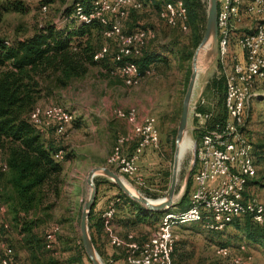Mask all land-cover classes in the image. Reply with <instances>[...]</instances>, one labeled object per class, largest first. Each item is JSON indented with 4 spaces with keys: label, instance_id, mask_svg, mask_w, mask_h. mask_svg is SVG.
Returning <instances> with one entry per match:
<instances>
[{
    "label": "rangeland",
    "instance_id": "obj_1",
    "mask_svg": "<svg viewBox=\"0 0 264 264\" xmlns=\"http://www.w3.org/2000/svg\"><path fill=\"white\" fill-rule=\"evenodd\" d=\"M5 1L0 0V37L3 38L24 37L45 22L51 23L60 30L66 29L68 24L78 23L72 13V6L76 0H18L26 8L22 13L7 9ZM139 1L141 6L138 9L129 10L125 17L118 19L125 32L138 28L149 32L151 35L146 39L142 51L158 53V60L140 75L137 84L124 85L118 75L109 72L114 40L103 36L99 38L98 33V38L94 35L92 41L96 42V45L100 42L105 43L108 48L105 58L99 63L89 64L84 74L38 101L43 105L61 104L74 113V119L64 133L53 132L48 135L53 142L64 147L66 157L61 161L62 172L58 193L53 190L48 191L42 205L47 207L41 208L38 212L42 220L34 226V231L41 237L46 230L56 229L53 247L46 252V248L43 251L46 258L57 260L58 264H91L82 245L80 246L79 213L89 191L85 182L87 171L92 165L107 166L105 159L115 145L116 137L121 134L131 135L130 124L114 116L113 111L116 108H133L137 121L144 116H152L158 134L157 146L147 147L151 150L154 165L151 163L150 168H146L145 174L138 169L143 185L138 186L118 174L131 188L149 198L160 199L165 195L168 187L176 124L190 72L192 53L188 57L187 53L189 50L193 52L195 46L190 48L191 30L187 24L186 28L181 30L167 25L158 17V8L162 0ZM198 2L199 17L201 16L199 32L202 35L207 0H198ZM43 4L46 5L45 11L41 9ZM250 21V18L243 16L240 22L234 24L225 57L227 66L231 63L233 54L237 57L241 54L235 40L240 32L246 30ZM217 61L216 52L211 63L202 69L198 67L188 105L185 129L186 138H190L192 147L185 152L178 163L173 204L155 212L145 210L147 219L137 221L132 227L138 239L145 238L154 231L162 215L175 213L186 206L192 187L194 147L199 136L198 119L193 112L196 110L204 113L213 110L216 88L211 86V82L213 79H219L220 76ZM201 99L202 103H200ZM243 118L245 134L252 146L256 168L254 177L247 182L246 190L249 195L264 203V78L254 85L252 95L245 102ZM133 146L134 140L129 139L123 145V152L130 153ZM157 174L161 175V179L153 181L152 178ZM110 184L115 186L111 181ZM132 208L136 210V206L133 205ZM170 208L173 212L169 210ZM242 222L243 218L240 217L220 230H208L199 222L172 224V232L175 235L173 248H176L173 252L180 256L178 264H234L232 258L236 255L241 258L240 264H264V238L246 239L241 230ZM2 223L8 224V230L5 231L4 238L0 232V237L5 243L13 246L15 260L19 264H25L29 259L28 251L21 247V240L14 227L13 215L5 204H0V226ZM98 235L95 234L99 249L96 250L95 247L94 249L103 264H112L111 260L117 257L123 258L122 249L114 247L109 242L107 229L103 227ZM220 245L228 248V256L222 257L215 253V248ZM74 255L76 260L72 259V262L71 258Z\"/></svg>",
    "mask_w": 264,
    "mask_h": 264
},
{
    "label": "built area",
    "instance_id": "obj_2",
    "mask_svg": "<svg viewBox=\"0 0 264 264\" xmlns=\"http://www.w3.org/2000/svg\"><path fill=\"white\" fill-rule=\"evenodd\" d=\"M139 0H91L88 10L76 3L72 13L77 22L88 23L97 20L101 25V34L113 38L112 74L118 75L123 84L133 86L138 83L140 75L137 65L131 59L141 54L142 47L149 32L138 28L125 32L118 19L126 16L130 8H139ZM42 11L46 5L41 6ZM251 19L246 30L240 32L235 43L241 54L231 56L227 66L225 57L231 30L242 17ZM158 17L167 25L181 30L186 28V7L183 0H162ZM217 30V65L223 80L222 118L211 119L212 111L193 114L198 119V141L194 147V169L192 187L186 207L175 213L161 216L154 231L145 238L137 239L132 232L124 237L111 234L109 242L121 248L125 264H174L171 252L175 240L172 224L199 222L208 230H220L235 218L248 216L257 225L264 226V203L247 193V182L254 177L256 168L252 155V146L245 134L243 108L252 95L254 85L264 78V0H216ZM8 43V40L4 41ZM108 52L102 44L92 54V59L99 60ZM203 100H200L202 103ZM116 118L130 124V134L116 137L115 145L106 156V165L115 172L125 176L138 186L143 179L138 172V159L147 147H156L158 134L154 118L144 116L136 120L133 108H116ZM28 121L39 132L47 134L50 129L62 134L74 119V113L61 104H35L27 114ZM134 140L130 153L123 152V145ZM64 150L54 154L57 160L63 159ZM6 162L0 158V170H6ZM118 198L110 199L101 211L103 226L107 227L116 211ZM7 228L8 224L4 223ZM56 229L47 235L52 239ZM0 264H18L12 261V249L0 237ZM215 253L226 257V246H217ZM232 262L240 264L239 255L233 256Z\"/></svg>",
    "mask_w": 264,
    "mask_h": 264
},
{
    "label": "trees",
    "instance_id": "obj_3",
    "mask_svg": "<svg viewBox=\"0 0 264 264\" xmlns=\"http://www.w3.org/2000/svg\"><path fill=\"white\" fill-rule=\"evenodd\" d=\"M183 2L186 7V24L191 30L190 48H193L201 37L200 6L198 0H183ZM76 3L84 10H88L91 0H76L72 11ZM5 5L7 9L16 12L26 11L18 0H6ZM132 9L135 10L134 8L129 10ZM101 28L94 19L88 23L72 24L71 27L62 30L45 22L24 37L12 39L0 37V158L7 164L6 170H0V204H5L13 215L14 227L21 240V247L28 251L29 259L25 264H58L57 260L46 258L44 254L53 247L55 240V236L52 239L47 238L51 229L46 230L41 237L34 231V226L42 220L38 212L41 208L47 207L42 205L48 191L53 190L58 193L62 159H55L54 154L59 149L65 152L63 146L48 137L54 131L50 129L47 134L39 132L28 121L27 114L41 98L50 96L55 89L65 87L72 79L84 74L89 64L99 63L105 58L108 53L99 60L92 59L93 52L105 44L101 43L100 39L98 45L92 41L94 35L98 38V33L99 38L102 37ZM5 40H8V43H5ZM191 53L192 51L189 50L187 57ZM131 59L136 63L138 74L141 75L158 60V53L141 51L140 55ZM113 65L111 52L109 68ZM222 83L221 76L211 82V86L216 88L211 119L224 116ZM65 157L66 152L63 159ZM115 197L118 198L116 208L121 201L136 206L134 215L122 219L123 228L131 230L137 221L147 219L145 209L121 191L118 190ZM241 218H243L241 230L246 239L264 238V226L253 223L248 216ZM236 219L238 218L232 221ZM3 224L0 226V232L4 238L8 227H3ZM87 225L93 246L98 250L95 234L100 233L103 222L100 215L94 214L93 205L88 211ZM134 236L138 239V235ZM7 245L12 249L10 254L12 261L17 262L14 258L13 246ZM173 250L175 252L176 248H172V261L178 264L180 256H177L178 254ZM72 259L75 261L76 255L72 256L71 261Z\"/></svg>",
    "mask_w": 264,
    "mask_h": 264
},
{
    "label": "water",
    "instance_id": "obj_4",
    "mask_svg": "<svg viewBox=\"0 0 264 264\" xmlns=\"http://www.w3.org/2000/svg\"><path fill=\"white\" fill-rule=\"evenodd\" d=\"M216 39V0H207L204 29L191 55L190 72L181 99L180 112L174 136V149L172 154L170 179L165 195L161 197L160 200H157L155 198L146 197L135 190L134 192H132L126 187L122 177L107 166H92L87 171V174L85 176V182L89 188V191L87 197L83 200L80 208L78 220V233L83 251L88 260L91 262V264H103L94 249L87 225L88 211L93 203L96 191L95 185L93 183V177L95 175L101 174L106 177L109 181L114 183L115 186L121 192H123L129 199L133 200L147 211L159 210L171 206L173 204V197L175 195L174 192L176 185V175L178 170L177 144L185 133L188 105L192 94L195 78L198 73V67H200V69L206 67L215 58L217 52ZM200 50L202 51V53L201 57L198 59V52Z\"/></svg>",
    "mask_w": 264,
    "mask_h": 264
},
{
    "label": "crops",
    "instance_id": "obj_5",
    "mask_svg": "<svg viewBox=\"0 0 264 264\" xmlns=\"http://www.w3.org/2000/svg\"><path fill=\"white\" fill-rule=\"evenodd\" d=\"M71 25L72 24H68L67 27L69 28L71 27ZM151 163L154 165V160H152L151 158V150L147 148L144 150V152L140 155L138 159L137 164H138L139 171H141L142 174H145L146 168H150ZM160 178H161V175L159 176V174H157V176L153 177L152 180L155 181V179L159 180ZM93 179L95 181L94 183H95L96 191H95V196H94L92 205H93L94 214L98 216L100 215L101 211L105 208V205L107 204V202L113 197H115V195L118 194V188L110 184V181L107 178L99 174L95 175ZM132 206L126 202L122 203V201L119 203V206L116 208V211L109 225L107 227L103 226L105 229L108 230L109 236L113 234L119 237H124L126 232H131V231L134 233V235L137 236V233L134 232V230L132 229L127 230L126 228H123L121 225L122 219L127 218L133 214L135 209H133ZM169 210L172 211L171 208ZM123 232L125 233L123 234ZM111 263L112 264H125L122 257L121 258L117 257V258L112 259Z\"/></svg>",
    "mask_w": 264,
    "mask_h": 264
},
{
    "label": "bare ground",
    "instance_id": "obj_6",
    "mask_svg": "<svg viewBox=\"0 0 264 264\" xmlns=\"http://www.w3.org/2000/svg\"><path fill=\"white\" fill-rule=\"evenodd\" d=\"M201 53H202V51L200 50L198 52V59L201 57ZM191 147H192V142H191L190 138H188V137L186 138V134L184 133V135L182 136L181 140L177 144V160H178V163L182 159V157L185 154V152L187 150H190ZM124 184L126 185V187L130 191L134 192V189L131 188L127 183L124 182ZM158 200H160V199H158Z\"/></svg>",
    "mask_w": 264,
    "mask_h": 264
}]
</instances>
